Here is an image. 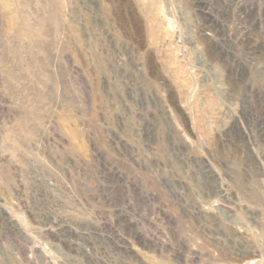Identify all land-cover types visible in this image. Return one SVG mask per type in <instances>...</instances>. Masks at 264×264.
<instances>
[{"label": "rangeland", "instance_id": "obj_1", "mask_svg": "<svg viewBox=\"0 0 264 264\" xmlns=\"http://www.w3.org/2000/svg\"><path fill=\"white\" fill-rule=\"evenodd\" d=\"M0 264H264V0H0Z\"/></svg>", "mask_w": 264, "mask_h": 264}]
</instances>
